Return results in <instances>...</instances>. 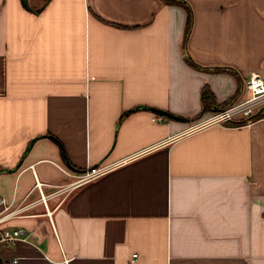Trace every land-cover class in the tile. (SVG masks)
<instances>
[{
    "label": "crops",
    "instance_id": "0c3cea01",
    "mask_svg": "<svg viewBox=\"0 0 264 264\" xmlns=\"http://www.w3.org/2000/svg\"><path fill=\"white\" fill-rule=\"evenodd\" d=\"M28 4L0 0V232H31L1 264H264V116L190 131L264 76V0Z\"/></svg>",
    "mask_w": 264,
    "mask_h": 264
},
{
    "label": "built area",
    "instance_id": "2783aa9c",
    "mask_svg": "<svg viewBox=\"0 0 264 264\" xmlns=\"http://www.w3.org/2000/svg\"><path fill=\"white\" fill-rule=\"evenodd\" d=\"M245 84L247 89L249 90V96L247 98L242 101L229 104L228 106H225L220 110L212 111L209 115L199 119V121L194 123L193 126H191L190 131L210 125H224L233 120L249 118L250 116L256 114L259 111L261 104L264 102V76L258 71H253L246 79ZM159 119L162 120V116H160ZM109 168V165H98L88 168V170H86L82 174L76 175V179L70 183L71 187L76 188L77 186L103 174ZM0 201L6 203V198L2 197ZM7 207L8 206H6L5 209ZM14 213V210L6 212L5 214L0 216V219L13 215ZM30 235L31 232L22 227L5 229L0 232V237L2 240L12 242L21 238H28ZM134 256H137V254H134ZM12 263L13 261L6 264Z\"/></svg>",
    "mask_w": 264,
    "mask_h": 264
},
{
    "label": "trees",
    "instance_id": "16d2710c",
    "mask_svg": "<svg viewBox=\"0 0 264 264\" xmlns=\"http://www.w3.org/2000/svg\"><path fill=\"white\" fill-rule=\"evenodd\" d=\"M171 1L180 2V3L184 2V0H171ZM190 22L191 21H190V18H189L188 25H190ZM189 28L190 27H188V29H187V33H189ZM186 58H187V60H189V62H191L192 64L196 65L195 61L191 58L190 55L186 54ZM214 69L218 70V69H224V68L218 67V68H214ZM201 95H202L203 101L205 102V106L207 105L206 107L211 108V109H215V108L212 107V103L214 104L215 102L214 101L213 102L209 101V100H212L213 95L211 94V90H210V88L208 86L203 88ZM229 104H231V103L229 102L225 106H228ZM225 106H223V107H225ZM206 107H205V109H206ZM216 107L223 108V107L217 106V105H216ZM146 108H152V107L148 106ZM263 116H264V110H259L256 114L250 116L249 118L240 119V120H233L231 122H228V124H230V125L242 124V123L247 122L250 119L260 118V117H263ZM179 118H181V117H179Z\"/></svg>",
    "mask_w": 264,
    "mask_h": 264
},
{
    "label": "water",
    "instance_id": "95a60500",
    "mask_svg": "<svg viewBox=\"0 0 264 264\" xmlns=\"http://www.w3.org/2000/svg\"><path fill=\"white\" fill-rule=\"evenodd\" d=\"M24 6H26L27 8H29V4H28V0H22ZM155 111H157L158 113L162 114V115H167V116H170V117H173V118H179V116L167 111V110H163V109H159V108H153ZM221 108H218L216 107L215 109L213 110H220ZM2 257L0 256V264L2 263Z\"/></svg>",
    "mask_w": 264,
    "mask_h": 264
},
{
    "label": "rangeland",
    "instance_id": "374dc122",
    "mask_svg": "<svg viewBox=\"0 0 264 264\" xmlns=\"http://www.w3.org/2000/svg\"><path fill=\"white\" fill-rule=\"evenodd\" d=\"M234 103V102H233ZM232 104V103H231ZM228 124V123H227Z\"/></svg>",
    "mask_w": 264,
    "mask_h": 264
}]
</instances>
